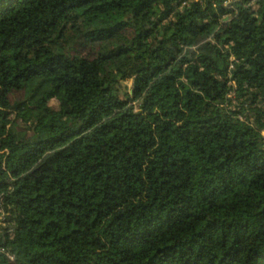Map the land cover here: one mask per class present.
<instances>
[{
  "label": "clouds",
  "instance_id": "1",
  "mask_svg": "<svg viewBox=\"0 0 264 264\" xmlns=\"http://www.w3.org/2000/svg\"><path fill=\"white\" fill-rule=\"evenodd\" d=\"M175 3L176 0H172V5ZM189 20L206 23L207 27L195 34L184 31L183 26ZM161 28L160 40L149 38L153 39L152 47L156 52L147 59L137 50L102 62L98 57L103 50L85 44L74 54V61L70 59L56 67L52 74L47 67H42L41 75L27 82V92L19 97H31L28 103L35 105V109L27 113V135L42 139L66 134L70 139L62 147L69 151V146H73L76 151L71 159L55 163L51 151H42L18 176H8L9 162L5 161L4 178L19 180V183L24 182L20 177L27 176L33 168L50 164L53 171L41 187L46 196L57 195L56 212L42 217L38 225L26 223L21 231L19 264H27L29 258L40 252L61 255L54 243L50 248H39L38 234L45 231L49 220L60 226L59 232L50 230L52 237L70 232L71 228L65 226L68 212L74 214L72 227L81 232L87 228L88 235L84 238L92 239L106 230L111 231L110 222L113 226V218L126 209L135 208L136 215L143 211L142 218L154 217L191 198L188 209L191 215L181 227L191 233L199 232L213 219L207 202L214 199L223 183L243 169L245 161L264 154V61L261 65L248 62L255 59L249 53L257 41L264 45L261 39L264 37V0H183ZM174 35L183 37L182 42L176 43ZM174 44L178 51L173 49ZM47 48L45 42L40 52L43 59H46ZM139 68L142 71H137ZM135 77L142 79L136 81ZM134 86L138 87L135 94ZM111 98L126 103L117 105ZM14 102L0 105V124H8L3 128L2 137L6 157L20 139L12 134L16 114L7 120L3 117V112ZM93 112L95 114L91 115ZM90 115L91 122L81 127ZM209 118L214 119L204 123ZM234 144L236 146L232 147ZM126 146L130 160L119 157ZM170 149L172 154L165 171L173 175L161 176V157ZM114 156L118 158L113 160ZM210 156L215 159H209ZM226 157L231 158L226 160ZM182 159L189 163L181 167ZM77 160L81 161L78 168ZM172 160L176 161L175 165ZM12 161H15L14 153ZM100 162H103L102 167L87 171L88 166ZM101 171L103 175L95 181L93 177ZM116 172L121 176L120 191L131 186L132 194L117 201L118 206L111 210L97 208L104 199V178ZM126 175L131 179H125ZM52 176L59 182L49 187ZM71 181L76 184L72 189L74 194L69 197L67 189ZM19 183L15 187H19ZM61 183L65 187L63 195L59 193ZM11 191L5 189L3 195H10ZM86 193V200L78 199ZM64 200L82 206L62 208ZM77 216L80 224L74 222ZM29 229H32L31 235ZM214 233L205 240V245L211 246L219 239L220 231ZM75 247L79 249L82 245ZM4 252L7 255V249ZM78 254L73 251L63 258ZM139 260L137 251L129 255L127 264H139ZM3 264H7L6 259Z\"/></svg>",
  "mask_w": 264,
  "mask_h": 264
},
{
  "label": "trees",
  "instance_id": "2",
  "mask_svg": "<svg viewBox=\"0 0 264 264\" xmlns=\"http://www.w3.org/2000/svg\"><path fill=\"white\" fill-rule=\"evenodd\" d=\"M181 2L183 0H176L172 5V0H0V105L15 101L3 112V117L7 120L13 113L16 114L12 134L20 136L17 146L10 149L9 156H4L3 149L6 144L2 139L3 128L8 127V124H0V264L5 259L7 264H19L17 257L20 255L18 249L21 231L26 223L38 225L42 223V217L56 212L57 201L55 193L46 196L41 187L53 171L50 164L33 168L27 176L20 177L24 182L19 183V180L4 178L5 161L9 162L8 176H18L42 151L52 152L53 163L71 159L76 151L73 146H69V151L62 147L70 139L66 134L50 135L42 139L27 135V113L35 109V105L28 103L31 97L19 98L27 92V82L41 75L42 67H47L48 73L52 74L56 67L70 59L74 61V54L85 44L103 50L98 57L102 62L130 55L137 50L147 59L156 52L152 43L153 39L160 40L159 33L163 31L161 25ZM165 4L171 6L162 7ZM194 12L195 10L193 14ZM205 27L206 23L189 20L183 30L195 34L203 31ZM150 37L153 39H149ZM173 39L179 43L183 37L177 38L174 35ZM261 39L264 40V37ZM45 42L48 48L44 53L46 59H43L40 52ZM173 49L179 50L175 44ZM249 55H254L255 59L248 62L261 65L264 61V45L257 41ZM146 67L147 65L145 70ZM137 71H142V68ZM140 79L142 78H134L136 81ZM71 80L75 83V77ZM137 91L138 87L134 86L133 94ZM111 99L117 105L126 103L116 98ZM94 114L93 112L91 115ZM91 115L81 127L91 122ZM125 116H131V113H125ZM123 119L121 117L122 121ZM212 119L214 118H209L204 123H209ZM85 148L90 149L91 145H85ZM128 151L126 146L119 157L130 160L126 156ZM171 154L170 149L161 157V176L173 175L172 172L165 171ZM117 158L114 156L113 160ZM209 159L215 157L210 156ZM171 163L175 165L176 161L172 160ZM188 163L187 159H182L181 167ZM80 164L81 161L77 160L76 167ZM102 164L103 162L94 163L88 166L87 171L102 167ZM102 175L103 171L96 172L93 179L98 181ZM104 179V199L98 203L97 208L111 210L118 206L117 201L132 194L131 186L120 191L122 181L119 172L110 173ZM125 179H131V176L126 175ZM58 182L57 177L52 176L49 187ZM18 183L19 187H15ZM75 184L76 181L69 184V197L74 194L72 189ZM5 189H12L10 195H3ZM158 191L159 189L157 193ZM59 193H65L62 183ZM95 194L94 191L93 195ZM87 198V193L85 197H78L81 201ZM190 200L191 198H186L184 203L170 208L167 213L147 218H142L143 211L136 215L135 208L126 209L113 218V226L110 222L111 231L106 230L92 239L84 238L88 235L87 228L81 232V229L72 227V212L65 213V226L71 228L70 232L52 237L50 230L59 232L60 226L56 221L49 220L45 231L38 234L39 248H50L54 243L61 255L36 253L29 258L27 264H127L129 255L137 251L140 254L139 264H264V154L250 157L235 177L223 183L214 199L207 202L213 219L203 230L195 233L181 227L184 220L191 215L188 211L191 207ZM81 206L71 200L61 202L62 208L79 209ZM28 213L33 215L28 217ZM99 215L98 212V217ZM74 222L80 224V218L75 217ZM215 230L220 231L219 239L211 246L205 245V240L212 232L214 236ZM31 232L32 229H29V235ZM77 244L82 247L77 249ZM73 251L80 254L70 259L63 258Z\"/></svg>",
  "mask_w": 264,
  "mask_h": 264
},
{
  "label": "built area",
  "instance_id": "3",
  "mask_svg": "<svg viewBox=\"0 0 264 264\" xmlns=\"http://www.w3.org/2000/svg\"><path fill=\"white\" fill-rule=\"evenodd\" d=\"M1 220H2V215H0V224H2ZM10 258H12V256H10Z\"/></svg>",
  "mask_w": 264,
  "mask_h": 264
}]
</instances>
